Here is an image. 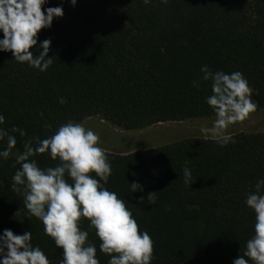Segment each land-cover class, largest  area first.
<instances>
[{
	"label": "trees",
	"instance_id": "16d2710c",
	"mask_svg": "<svg viewBox=\"0 0 264 264\" xmlns=\"http://www.w3.org/2000/svg\"><path fill=\"white\" fill-rule=\"evenodd\" d=\"M61 3L49 0L45 7ZM63 9L64 16L38 34V42L51 40L47 71L0 52V127L17 139L10 157L0 159V234L31 232L50 264H60L61 250L11 187L19 167H13L15 157L26 141L90 117L126 131L216 117L205 102L211 87L201 79L204 65L242 72L256 109L264 108V0H77L75 7L64 0ZM14 126L26 135L12 133ZM229 137L224 146L188 137L149 150L106 151L112 174L105 186L151 235V264H232L243 255L255 223L244 201L264 179V131ZM6 146L5 138L0 149ZM34 159L41 168L57 163L46 154ZM185 167L191 183H185ZM131 182L144 191L131 193ZM150 192L154 204L147 201ZM80 227L88 230L87 219ZM88 240L97 247L99 264H108L94 230Z\"/></svg>",
	"mask_w": 264,
	"mask_h": 264
},
{
	"label": "clouds",
	"instance_id": "9594fccd",
	"mask_svg": "<svg viewBox=\"0 0 264 264\" xmlns=\"http://www.w3.org/2000/svg\"><path fill=\"white\" fill-rule=\"evenodd\" d=\"M63 2L45 7L49 0H0V52H11L19 64L45 72L53 64L49 56L51 40L38 42L42 29H50L56 18L64 16ZM75 7L77 0H66ZM145 5L152 0H142ZM168 4L169 0H159ZM34 51L37 54H34ZM201 79L210 82L211 95L205 102L213 109L216 119L211 127H203L221 146L230 142L227 129L246 120L256 111L252 89L240 71L226 73L212 71L207 65L200 69ZM199 87V81L192 82ZM5 116L0 114V125ZM12 133L25 136L23 129L13 127ZM7 146L0 149V159L7 160L17 144L15 135L0 127V141ZM35 141V143H33ZM100 137L83 123L68 121L53 135L39 136L23 144L13 167L12 190L23 196L29 216L38 218L43 232L61 250L60 264H99L97 247L88 240L94 230L100 241L99 250L109 255L108 264H151L154 241L147 231H141L137 220L123 199L105 185L112 174L106 150L99 144ZM46 154L55 166L41 168L35 156ZM94 174V175H93ZM185 183H191L188 167L183 169ZM143 192L138 182H131V193ZM155 192L147 195L149 204L155 203ZM144 203V197L139 198ZM245 205L255 214L254 233L246 242L243 255L232 264H264V179L248 192ZM87 219L88 230L80 227ZM0 264H50L45 252L32 243V233L15 234L4 229L0 234Z\"/></svg>",
	"mask_w": 264,
	"mask_h": 264
},
{
	"label": "rangeland",
	"instance_id": "374dc122",
	"mask_svg": "<svg viewBox=\"0 0 264 264\" xmlns=\"http://www.w3.org/2000/svg\"><path fill=\"white\" fill-rule=\"evenodd\" d=\"M216 117L196 118L180 122H165L151 127L126 131L117 128L100 117H90L81 123L85 128L92 129L100 137L99 144L111 153H127L138 150H149L154 147L169 144L183 138H211L202 133L203 127H211ZM264 131V108H258L250 113L243 122H238L227 129V135L238 132Z\"/></svg>",
	"mask_w": 264,
	"mask_h": 264
},
{
	"label": "water",
	"instance_id": "95a60500",
	"mask_svg": "<svg viewBox=\"0 0 264 264\" xmlns=\"http://www.w3.org/2000/svg\"><path fill=\"white\" fill-rule=\"evenodd\" d=\"M159 124V123H158Z\"/></svg>",
	"mask_w": 264,
	"mask_h": 264
}]
</instances>
